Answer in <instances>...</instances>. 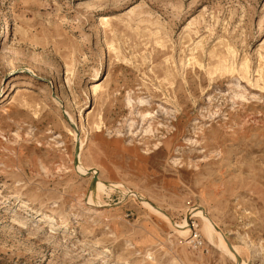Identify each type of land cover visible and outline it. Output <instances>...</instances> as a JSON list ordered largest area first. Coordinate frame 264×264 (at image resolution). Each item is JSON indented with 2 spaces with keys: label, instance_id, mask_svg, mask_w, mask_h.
Segmentation results:
<instances>
[{
  "label": "rangeland",
  "instance_id": "rangeland-1",
  "mask_svg": "<svg viewBox=\"0 0 264 264\" xmlns=\"http://www.w3.org/2000/svg\"><path fill=\"white\" fill-rule=\"evenodd\" d=\"M0 264H264V0H0Z\"/></svg>",
  "mask_w": 264,
  "mask_h": 264
},
{
  "label": "bare ground",
  "instance_id": "bare-ground-1",
  "mask_svg": "<svg viewBox=\"0 0 264 264\" xmlns=\"http://www.w3.org/2000/svg\"><path fill=\"white\" fill-rule=\"evenodd\" d=\"M204 231L205 233L209 236L212 232V227L209 223H205V226H204Z\"/></svg>",
  "mask_w": 264,
  "mask_h": 264
}]
</instances>
